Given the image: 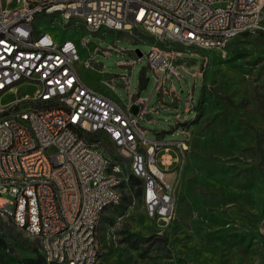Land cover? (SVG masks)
Returning a JSON list of instances; mask_svg holds the SVG:
<instances>
[{
    "label": "built area",
    "instance_id": "obj_1",
    "mask_svg": "<svg viewBox=\"0 0 264 264\" xmlns=\"http://www.w3.org/2000/svg\"><path fill=\"white\" fill-rule=\"evenodd\" d=\"M263 8L264 0H0V215L39 240L42 255L57 264H98L101 244H92L96 221L106 202L122 201L121 187L129 177H110V170L118 168L109 148L81 138V131L108 130L121 140V147L113 149L131 160L132 174L149 175L152 219L174 220L177 203L169 167L181 161L171 151H185L186 141H166V147H159V141L148 139L141 123L151 121L145 119L149 99L138 95L122 104L111 95L113 78L105 81L108 92L87 84L78 72L81 55H74V46L62 43V36L83 26L89 32L112 28L140 42L149 40L152 48L146 56L155 91L178 101L167 82L179 79L176 63L184 53L194 47L213 49V39L229 43L264 32ZM52 9L61 12L57 22H62V31L45 39L37 23L46 21H34V14ZM140 13H147L150 39L139 34ZM73 14H83V21H73ZM135 54L131 64H121L131 67L130 75H121L126 88L141 61L142 54ZM59 65H66V73H58ZM9 79H18V87H9ZM75 83H82L80 95L65 96ZM22 85L36 88L33 95L15 99L30 98V106L7 113L15 100L3 103V98ZM55 97H67V105L31 109L32 99ZM192 100L190 93L187 105ZM136 136H144V144H137ZM20 175L30 176V183L20 182ZM53 190H60L61 200H53ZM56 206L65 207V216L56 215ZM66 223H74L72 237H63Z\"/></svg>",
    "mask_w": 264,
    "mask_h": 264
},
{
    "label": "rangeland",
    "instance_id": "obj_2",
    "mask_svg": "<svg viewBox=\"0 0 264 264\" xmlns=\"http://www.w3.org/2000/svg\"><path fill=\"white\" fill-rule=\"evenodd\" d=\"M36 21H46L37 27L53 36L62 31L44 15ZM139 34L151 38L145 31ZM65 39L81 42L78 72L87 84L108 92L105 81L113 78L111 95L122 104L129 105L139 95L149 99V111L160 109L149 117L151 121L141 123L148 139L183 140L187 145L185 151H176L181 164L169 167L174 172L168 179L175 186V219H152L128 178L121 187L126 199L100 217L99 263L264 264V32L241 35L220 48L194 47L184 53L176 63L179 79L167 82L179 102L169 93L155 91L146 56L152 48L149 40L140 42L125 32H89L83 26L66 31ZM176 48L186 51L181 45ZM136 50L142 53L141 61L134 65L126 88L120 76L130 75L131 67L121 64H131ZM35 89L22 85L18 94H8L2 102L33 95ZM190 93L193 100L187 111ZM97 137L121 166V174L133 175L131 160L115 153L108 136ZM176 156L171 151V157ZM158 167L165 169L160 162ZM0 238L8 249L5 264L31 258L40 248L39 240L1 215Z\"/></svg>",
    "mask_w": 264,
    "mask_h": 264
},
{
    "label": "bare ground",
    "instance_id": "obj_3",
    "mask_svg": "<svg viewBox=\"0 0 264 264\" xmlns=\"http://www.w3.org/2000/svg\"><path fill=\"white\" fill-rule=\"evenodd\" d=\"M44 15L45 17L51 18L54 24H57L58 27L62 30V22H57L61 20V12L59 9H52L49 11H38L34 14V21L38 19V17ZM141 20V28L142 31L150 33V22L147 19V13H140ZM73 21H83V14H73ZM105 31H113L112 28H105ZM43 36L45 39H52L54 36L50 33L43 32ZM84 41V39H82ZM81 40V41H82ZM62 43H71L74 46V55H80L79 46L76 41L72 39H65ZM83 46L88 49L89 44L84 41ZM227 44V41L221 39H213V46L215 48H220ZM82 46V45H81ZM58 73H66V65L58 66ZM121 77V76H120ZM9 87H18V79H9ZM82 91V83H75L71 85V88L65 89V96H75L80 95ZM19 88L17 89L15 94H18ZM67 105V97H55V98H44V99H32L31 100V109H41V108H50V107H62ZM30 106V98H22V100H15L14 103H11L7 106V113H16L18 110L22 108H26ZM156 112V107H153L150 111H145V119H149V117ZM103 135L108 136L109 142L115 147H121V140L110 136L108 130L101 131H92V130H82L81 138L89 139L90 142L93 143H102V140L97 136L102 137ZM137 144H144V136H136ZM105 144V143H104ZM159 147H166V142L159 141ZM122 155V153H119ZM118 170H110V177H119V173L121 174V166L117 164ZM137 178H139L143 182V199L147 208L148 215L152 218V210H148L150 207V198L148 197V192L150 191V180L149 175H142L140 173H133ZM20 182L22 183H30V176L28 175H20ZM53 200H61L60 190H53ZM118 204H114V202H106L104 206V211L108 208L116 206ZM103 214V213H102ZM102 214H99V220ZM56 215L65 216V207L64 206H56ZM99 220L96 221L94 235H92V244H99ZM74 235V223H66L63 229V237H72ZM44 259L47 263H56L57 260H50L47 255H43Z\"/></svg>",
    "mask_w": 264,
    "mask_h": 264
},
{
    "label": "trees",
    "instance_id": "obj_4",
    "mask_svg": "<svg viewBox=\"0 0 264 264\" xmlns=\"http://www.w3.org/2000/svg\"><path fill=\"white\" fill-rule=\"evenodd\" d=\"M248 35V34H245ZM142 84V81H141ZM130 183L132 187L134 188V195L138 198L143 197V182L137 178L135 175H131L129 177ZM126 197H122V200L124 201ZM0 248L4 253H0V264H5L6 257L8 256L7 253H5L7 249V244L6 242L0 238ZM14 264H49L46 262L44 259L40 248H35L34 249V256L31 258H27L22 261L15 260ZM51 264H56V263H51ZM98 264H103V263H98Z\"/></svg>",
    "mask_w": 264,
    "mask_h": 264
},
{
    "label": "water",
    "instance_id": "obj_5",
    "mask_svg": "<svg viewBox=\"0 0 264 264\" xmlns=\"http://www.w3.org/2000/svg\"><path fill=\"white\" fill-rule=\"evenodd\" d=\"M137 52H138V54H139V55H141V54H142V53H140V51H139V50H137ZM133 112H134V113H137V106H134V107H133Z\"/></svg>",
    "mask_w": 264,
    "mask_h": 264
},
{
    "label": "crops",
    "instance_id": "obj_6",
    "mask_svg": "<svg viewBox=\"0 0 264 264\" xmlns=\"http://www.w3.org/2000/svg\"><path fill=\"white\" fill-rule=\"evenodd\" d=\"M39 30V29H38ZM73 39V38H72ZM176 154H178L176 151H174ZM173 165H175L176 167H177V164L176 163H174ZM172 175V174H171Z\"/></svg>",
    "mask_w": 264,
    "mask_h": 264
}]
</instances>
